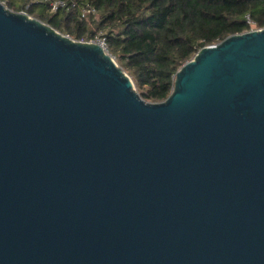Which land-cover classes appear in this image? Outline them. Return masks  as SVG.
<instances>
[{"label":"water","instance_id":"obj_1","mask_svg":"<svg viewBox=\"0 0 264 264\" xmlns=\"http://www.w3.org/2000/svg\"><path fill=\"white\" fill-rule=\"evenodd\" d=\"M0 264H264V28L149 102L0 1Z\"/></svg>","mask_w":264,"mask_h":264},{"label":"trees","instance_id":"obj_2","mask_svg":"<svg viewBox=\"0 0 264 264\" xmlns=\"http://www.w3.org/2000/svg\"><path fill=\"white\" fill-rule=\"evenodd\" d=\"M0 1L77 41L103 32L110 54L149 102L171 94L177 71L200 49L249 31L246 16L264 28V0H74L96 8L87 20L78 9L51 13L33 0Z\"/></svg>","mask_w":264,"mask_h":264},{"label":"built area","instance_id":"obj_3","mask_svg":"<svg viewBox=\"0 0 264 264\" xmlns=\"http://www.w3.org/2000/svg\"><path fill=\"white\" fill-rule=\"evenodd\" d=\"M34 3H45L48 4L50 7V12L55 13L56 11L60 9H78L80 12V18L87 20L90 17L97 15V10L92 5H79L74 0H33ZM4 4V2H2ZM246 20L248 25L250 26V30H257L259 28L256 27L254 21L250 18V16H246ZM249 30V31H250ZM86 41L90 43L97 44L100 46L106 53L110 54L109 52V44L106 38V35L103 32L96 33L93 37H91L88 40H81ZM111 55V54H110Z\"/></svg>","mask_w":264,"mask_h":264}]
</instances>
